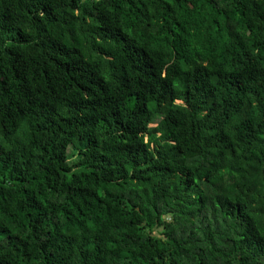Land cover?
Here are the masks:
<instances>
[{
  "label": "trees",
  "instance_id": "trees-1",
  "mask_svg": "<svg viewBox=\"0 0 264 264\" xmlns=\"http://www.w3.org/2000/svg\"><path fill=\"white\" fill-rule=\"evenodd\" d=\"M0 264H264V0H0Z\"/></svg>",
  "mask_w": 264,
  "mask_h": 264
},
{
  "label": "rangeland",
  "instance_id": "rangeland-1",
  "mask_svg": "<svg viewBox=\"0 0 264 264\" xmlns=\"http://www.w3.org/2000/svg\"><path fill=\"white\" fill-rule=\"evenodd\" d=\"M158 126V122H155L151 125V127H157ZM156 232H158V230H156Z\"/></svg>",
  "mask_w": 264,
  "mask_h": 264
}]
</instances>
